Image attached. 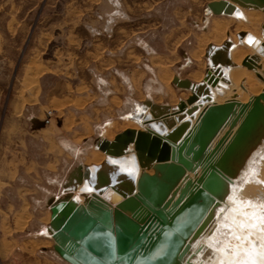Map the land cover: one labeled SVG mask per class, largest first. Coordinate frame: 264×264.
I'll return each mask as SVG.
<instances>
[{
  "label": "crops",
  "instance_id": "1",
  "mask_svg": "<svg viewBox=\"0 0 264 264\" xmlns=\"http://www.w3.org/2000/svg\"><path fill=\"white\" fill-rule=\"evenodd\" d=\"M212 1L199 11L197 0H2V8L15 9L17 23L19 8H26L23 21L36 11L31 24L40 30L32 31L31 39L53 45L51 50L37 47L48 55L42 60L39 79L30 90L15 94L14 100L28 114L31 134L44 142L43 158L25 159L24 166L57 169L61 153L84 154L83 142L99 128L91 146L94 149L103 132L98 122L122 121L138 104L173 107L168 90L184 89L178 79L196 81L208 70L203 51L196 56L195 47L187 45L193 36L192 24H202V31L208 32L209 20L229 19L227 14L208 9ZM184 24L190 31L184 32ZM212 27L219 41L240 38L235 28L217 31L216 24ZM238 45H242L240 39ZM201 57L204 70L199 79L178 73V69L198 67ZM51 150L53 155L48 154ZM20 160L15 157L3 166L0 161L1 184L12 174L17 178L16 169L23 166ZM85 162L86 158L72 171ZM2 195L1 186L0 200Z\"/></svg>",
  "mask_w": 264,
  "mask_h": 264
},
{
  "label": "bare ground",
  "instance_id": "2",
  "mask_svg": "<svg viewBox=\"0 0 264 264\" xmlns=\"http://www.w3.org/2000/svg\"><path fill=\"white\" fill-rule=\"evenodd\" d=\"M248 1L214 0L207 5L208 9L216 14L241 16L252 29H243L239 32L240 38L237 40L223 39L218 43L209 44L208 51L206 49L204 53L206 62L209 63L205 75L203 74L196 81L178 79L181 88L189 91L188 99L186 98L187 101L184 103L179 101L173 107L138 104L135 110L125 118L126 121H130V125L109 139V142H116V138L119 136V142L114 143L118 154L113 155L101 151L102 154H96L97 161L81 166L82 170L73 171L64 184L65 192L70 197H58L51 202L50 207L56 202L65 201L71 203L73 207L85 209L87 212L91 208L109 211L125 196L138 195V181L143 175H156L161 178L162 174L155 167L157 163H177L176 160L171 159L172 150L177 148V144L190 131L199 127L202 114L208 107L229 106L228 118L211 139L203 154L206 157L211 153L212 158H215L214 164L226 175L219 173L220 189L219 191L215 190V195L210 194L212 204L207 213L199 224L193 226L183 237V243L178 249L175 261L177 264H211L210 258L217 254L212 246L209 247L203 242L204 239L200 240V234L205 232V237L214 234L218 224L214 223L213 219L217 213L220 220L222 217L225 218L220 222L231 232L235 246L241 249L242 260L234 263L232 253L220 251L218 258L215 259V257L213 263L264 264V209H259L251 203L243 204L239 200L224 202V197L228 193L232 197L231 199L236 197L234 190L242 187L246 177L249 176L248 173H251L250 169L253 168L257 172L256 164L264 158V115L259 116L261 119L243 139V142H234L233 146L224 151L227 145L233 141L234 136L240 134L238 130L244 121V116L248 111L253 110L254 99L259 98L264 91V27L262 28L264 2L253 0L256 5H252ZM237 4L242 7L241 10L238 9ZM215 28L217 31L223 30L221 25L216 24ZM239 39L242 45L236 44ZM244 50L248 51L240 56V52ZM247 53L250 54L246 56ZM252 75L256 76L255 79H257L256 82H259L260 88L256 93L253 92L254 94L248 100L242 98L244 100L242 101L238 98L236 90L240 86L244 92H247L246 86L248 85L243 83H253L255 80ZM221 95L227 96V98L221 100ZM259 101L264 109V100L259 99ZM229 103L231 104L228 105ZM125 131H129L128 135H124ZM139 132L148 133L147 138L145 135V139L142 138L143 144H140L142 151L135 147ZM130 138L134 141H131ZM104 140H99L96 145L100 148ZM221 140L223 142L219 146L218 143ZM160 142L167 143L166 145L170 149V159L164 162L158 159L165 154ZM130 144L132 145L130 146ZM208 173L209 170L205 169L201 163L193 162V168L186 169L173 184L163 207L169 210L180 206L190 195V188L195 190V188L201 187L199 180L205 179ZM252 173L254 174V172ZM254 179L257 180V178ZM240 180H242L241 183H239ZM244 183L246 184V182ZM201 201L199 199L198 203L200 204ZM220 201L223 202L220 204ZM192 213L193 211H190L188 216H191ZM144 214L145 211L138 214L136 220L138 222L140 219L145 220ZM51 221L50 211V222L43 228V232L53 237L55 227L50 225ZM207 224V228L204 229V225ZM220 258L224 261H220Z\"/></svg>",
  "mask_w": 264,
  "mask_h": 264
},
{
  "label": "rangeland",
  "instance_id": "3",
  "mask_svg": "<svg viewBox=\"0 0 264 264\" xmlns=\"http://www.w3.org/2000/svg\"><path fill=\"white\" fill-rule=\"evenodd\" d=\"M197 1L199 4L198 9L201 11V7L205 5L208 0ZM236 6L238 7L239 5L237 4ZM241 8L240 6L238 7L239 10H241ZM25 10L26 8H19V22L17 23L15 22L16 18L14 16L15 9H10L9 6H3L2 8V0H0V161H2V166L4 162L13 160L15 157L22 159L20 160L21 162L23 161V166L16 169L18 170L17 178L15 176L12 178L13 174L11 175L8 172V175H11L9 176L10 178L7 179L8 181H6V183H0L3 194L2 200H0V264H68L53 250V237L45 234L43 228L50 222V204L55 197H70V195H67L65 192L64 184L68 181L73 171L76 169L82 170V167L76 168L73 171L72 169L75 168L76 165L81 164L85 158L86 162L83 165L97 161L98 156H96V154H102V150L98 145H95L97 147L91 149L93 140L100 133V129L98 128V132L96 131L95 134L85 139V143L83 142V146L86 149L84 154L74 157L65 151L61 153V164L55 170L49 166L46 168L24 166L26 164L25 159L32 157L38 161L43 158L44 152L42 148L44 142L40 138L37 139L34 134H31V126L27 118L28 114L21 109V103L14 100L15 94L18 92L22 94L25 90H30L39 79V73L42 70V60L46 59L48 55L45 54L47 50L42 54L40 51H37V47L42 45L51 50L53 46L52 44L51 46L50 44L46 46V41L31 39L32 31L37 33V31L40 30V28H36L37 25L35 23L31 24L32 19H36L34 16L37 13L35 14L36 11L29 13L23 21L21 18ZM228 17L229 19L219 17L209 20L207 23L208 32L202 31V24L199 25V27L192 24L193 36H189L187 45H189V47H195L196 56L200 55L203 51L202 56L204 57L206 67L209 63L206 62L204 56L205 49L208 48L210 43H213L209 42L206 45V42L210 40L219 41L221 38L215 32L212 27L213 25L220 24L224 29L233 30V28H235L239 32L243 31V29H252L248 23L244 22L245 20L242 19L241 16H239L240 18L238 17L237 20L231 18V15H228ZM258 25L257 28H259ZM263 27L264 22L262 24V28ZM188 28H190L189 25L184 24V32L189 30ZM196 32L198 33V38L195 37ZM191 37L192 40L190 41ZM196 38L198 39V45H195ZM225 39L227 40L228 38ZM234 39L237 40L238 37L234 36L233 39L230 40ZM236 44H238V41H236ZM246 52L245 50L240 52V56H243V53ZM249 54L250 53H247L245 55L247 56ZM203 62L202 58L198 67L194 66L192 69H178V73L181 75L193 74L191 76L195 79H199L202 74L201 72L204 70ZM194 70H196V72H194ZM253 76L254 75H252V78L255 80L253 83H243L248 85L246 86L247 92H244L240 86L236 90L238 98L242 101H244L243 99L248 100V98L260 88L259 82H256V76ZM245 77H247V75H245ZM188 94L189 91L184 89L168 90L169 97L167 99L170 102V106L175 105L176 102V104H178L179 101L184 103V101L188 99ZM226 98L227 96H222L220 99L224 100ZM49 111V115H53V111ZM130 112H132V110L126 113L122 121L117 120L111 122L106 120L103 121L104 123H102V125L98 122L103 129L100 140L105 139L109 141L115 133H118L123 128L130 125V121L128 122L125 119ZM131 145L132 144H130V146ZM52 153V150L48 152L49 155ZM256 169L257 172L254 171L253 168L250 169L251 173H248L249 176L246 177L244 181L246 184L243 182L240 189L234 190V192H236V197L231 199L232 197L228 193V195L225 196L226 198L224 197V202L227 201L229 203L232 200H239L243 204L251 203L259 209H264V158L256 164ZM252 172H254V174ZM254 178H257V180ZM14 179L16 180L14 181ZM241 181L242 180H240L239 183H241ZM25 196H27L28 199H26ZM221 202L223 201L219 203L221 204ZM222 219L224 220L225 218L222 217ZM213 220L215 221L214 223L218 224V227L213 232L214 234L205 237V232H202L200 234V240L204 239L203 242L206 243L207 246H212L217 256L220 251H226L228 254L232 253L231 256L234 263L241 261V249L235 246V240L231 237L232 235L229 229L220 222L221 220L217 213L214 215ZM204 226V229H206L208 224ZM217 256L214 255L213 258H210L211 264H214L213 260L217 259ZM220 261H224V259L220 258Z\"/></svg>",
  "mask_w": 264,
  "mask_h": 264
},
{
  "label": "water",
  "instance_id": "4",
  "mask_svg": "<svg viewBox=\"0 0 264 264\" xmlns=\"http://www.w3.org/2000/svg\"><path fill=\"white\" fill-rule=\"evenodd\" d=\"M248 2L256 5L253 0ZM259 99L264 100V91L254 99L253 110L248 111L239 127L240 134L234 136L224 151L234 142H243L256 127L261 119L259 116L264 115ZM228 111L229 106L225 105L208 107L202 114L199 127L190 131L172 150L171 159L177 163H157L155 167L162 174L161 178L143 175L138 181V195L125 196L113 209L91 208L87 212L65 201L52 204L50 225L55 227L53 250L57 255L68 264H177L175 260L183 237L207 213L212 204L211 195L220 189L219 173L226 175L214 164L215 158L211 153L206 157L203 154L228 118ZM128 133L125 131L124 135ZM144 135L147 138L148 133L139 132L135 141L139 151H142L140 144H143ZM118 137L116 142L104 140L100 149L118 154L114 145L119 142ZM222 142L219 141L218 145ZM166 144L161 143L165 154L158 158L163 162L170 159V149ZM193 162L205 166L209 170L208 176L199 180L201 187L190 188V195L180 206L166 210L163 204L173 184L186 169L193 168ZM199 199L202 200L200 204ZM143 211L146 219L138 222V214ZM190 211L193 213L188 216Z\"/></svg>",
  "mask_w": 264,
  "mask_h": 264
},
{
  "label": "built area",
  "instance_id": "5",
  "mask_svg": "<svg viewBox=\"0 0 264 264\" xmlns=\"http://www.w3.org/2000/svg\"><path fill=\"white\" fill-rule=\"evenodd\" d=\"M48 114H50V111L48 112Z\"/></svg>",
  "mask_w": 264,
  "mask_h": 264
},
{
  "label": "snow or ice",
  "instance_id": "6",
  "mask_svg": "<svg viewBox=\"0 0 264 264\" xmlns=\"http://www.w3.org/2000/svg\"><path fill=\"white\" fill-rule=\"evenodd\" d=\"M250 42H251V38H250Z\"/></svg>",
  "mask_w": 264,
  "mask_h": 264
}]
</instances>
